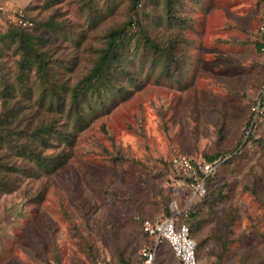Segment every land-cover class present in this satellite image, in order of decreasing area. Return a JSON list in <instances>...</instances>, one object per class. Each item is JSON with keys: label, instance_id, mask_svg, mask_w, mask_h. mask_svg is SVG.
<instances>
[{"label": "rangeland", "instance_id": "374dc122", "mask_svg": "<svg viewBox=\"0 0 264 264\" xmlns=\"http://www.w3.org/2000/svg\"><path fill=\"white\" fill-rule=\"evenodd\" d=\"M135 2L3 1L0 111L7 105L20 120L3 126L0 142V264H140L150 243L143 219L188 195L169 166L179 154L225 159L190 221L198 264H264V115L255 110L264 0ZM18 9L33 23L29 43L67 87L121 29L126 73L117 87L100 98L88 90L82 117L61 112L63 90L44 88L35 56L10 37L6 15ZM51 19L57 30L45 25ZM141 27L159 48L140 44ZM45 121L57 130L42 145L31 131ZM23 145L52 156L51 166H36ZM155 264L180 262L165 250Z\"/></svg>", "mask_w": 264, "mask_h": 264}, {"label": "trees", "instance_id": "16d2710c", "mask_svg": "<svg viewBox=\"0 0 264 264\" xmlns=\"http://www.w3.org/2000/svg\"><path fill=\"white\" fill-rule=\"evenodd\" d=\"M135 3H138V0H136ZM23 18L32 22L30 18L26 17L25 12H23ZM133 22L134 21L132 20L129 22V24L132 25ZM45 25L55 30L60 27V25L54 22L52 19L46 21ZM12 26L14 27L8 29L10 31V37L17 38L19 42L18 46L23 49L22 54L24 56H26L28 53H33L38 64L39 77L44 82V88H47L52 92L57 91L59 93L61 90H63V94H65V97L63 104H61L59 107V110L61 112L68 113L69 116H75L76 118L82 117L85 108H87V106L89 105L88 101L90 96L88 90L92 89L96 91L98 93V97L100 98L104 96V90L114 89L117 87V85L115 84L116 74L125 72L122 62L123 59L126 58L124 50L127 48L128 39L121 29L115 28L109 32L105 47L101 49L98 56L94 59V62L88 72L77 82H75L71 87H67L64 82L60 83L48 73V63L50 61L48 55L45 56L44 52L37 51L35 47L29 43L32 40V36L27 34L26 32L31 30L32 27L28 25L25 27H21L18 24H14ZM140 32L142 34V38H140V44L143 47H148L149 49L159 48V45L145 32V29L143 27L140 28ZM262 43V39H259L256 42V48L258 50H260ZM6 102L7 101L4 98L3 103L6 104ZM5 107L7 108L0 111V142L2 141L4 136L2 129L3 126L7 125L11 121H14L16 123V121L18 122V120H20L17 118L18 115L17 113H15V110L10 109L7 105H5ZM262 119H264V117L260 118V120ZM19 128L20 124H17L16 130H22V128ZM55 130H57V128H54L52 124L45 121L35 125L31 133L34 136V139L39 140L42 145H46L49 139L54 137L53 132ZM23 147H25V149L22 148L21 152L27 158L34 160L36 166H51V163L53 162L52 156L44 155L40 150H35L34 148H30L27 145H23ZM220 156L223 157L222 155L209 156L207 160H212ZM223 165L224 161L218 171L212 177L207 179L206 193L196 199L195 202L191 205L188 211V215L186 217H182V220L189 224L192 236L194 234L190 221L192 218L197 217L202 210H205V206L208 202L207 200L209 194V184L221 170ZM169 214L170 209L168 208L164 216H168Z\"/></svg>", "mask_w": 264, "mask_h": 264}, {"label": "built area", "instance_id": "2783aa9c", "mask_svg": "<svg viewBox=\"0 0 264 264\" xmlns=\"http://www.w3.org/2000/svg\"><path fill=\"white\" fill-rule=\"evenodd\" d=\"M3 1L0 0V28L6 29L3 21L5 10ZM5 18V17H4ZM5 21L9 25L18 24L21 27L32 26V22L23 18V12L18 9L16 13L6 15ZM258 32L263 41L260 50L264 53V19L261 21ZM257 115L264 114V90L258 102ZM225 159L217 157L212 160L195 159L186 154L173 156L170 160V168L174 179L179 185L188 189L183 205H179L176 199L169 204L170 214L158 219L145 218L142 221V230L150 240L143 245L139 251L140 264H155L158 250L162 244H167L180 264H198L197 243L191 234L190 226L182 220L188 215L191 205L196 199L206 193V181L212 177L220 168Z\"/></svg>", "mask_w": 264, "mask_h": 264}, {"label": "crops", "instance_id": "0c3cea01", "mask_svg": "<svg viewBox=\"0 0 264 264\" xmlns=\"http://www.w3.org/2000/svg\"><path fill=\"white\" fill-rule=\"evenodd\" d=\"M264 19V15H263V17H262V19H261V21ZM161 248V249H160ZM160 248H159V250H158V254L157 255H160L161 256V254L165 251V250H170L171 251V249H170V247L167 245V244H162L161 246H160ZM171 253H172V255L174 256V254H173V252L171 251ZM175 257V256H174ZM176 258V257H175ZM177 259V258H176ZM178 260V259H177Z\"/></svg>", "mask_w": 264, "mask_h": 264}]
</instances>
